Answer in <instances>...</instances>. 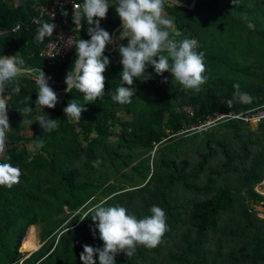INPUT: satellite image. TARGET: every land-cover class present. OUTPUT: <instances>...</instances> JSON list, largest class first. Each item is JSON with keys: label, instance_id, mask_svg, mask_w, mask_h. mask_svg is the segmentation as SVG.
Segmentation results:
<instances>
[{"label": "trees", "instance_id": "obj_1", "mask_svg": "<svg viewBox=\"0 0 264 264\" xmlns=\"http://www.w3.org/2000/svg\"><path fill=\"white\" fill-rule=\"evenodd\" d=\"M51 1L0 0V30L6 31L0 36V55L19 52L26 66L51 77L52 87L65 88L76 59L75 44L65 60L51 63L40 51L53 36L43 43L35 39L40 23H53L48 16L34 20ZM181 1L191 5L194 0ZM165 9L181 31L176 39L194 38L205 53L208 80L199 93L185 90L170 72L161 76L150 66L151 79L134 80L131 103L114 102L111 97L122 83L123 69L118 44L128 42L116 41L122 28L115 33V47L107 46L112 51L105 50L110 64L104 73V96L87 103L78 122L68 119L63 109L72 99L84 103L82 93L73 89L58 94L55 108L37 109L34 80L19 78L20 92H13L8 102L12 129L7 147L22 176L11 189L0 187V264H83L84 244L103 247L98 229L93 235L96 222L90 217L100 201L125 206L138 217L150 215L153 205L167 213L169 230L163 242L152 249L138 246L130 258L120 253L116 264H264V218L253 207L264 206V195L255 188L264 180V120L253 129L225 117L204 132L195 162L181 154L189 146L187 137L199 136L193 126L217 114L264 104V0H239L237 5L232 0H197L193 8ZM63 10L75 42L90 39L87 21L76 28L73 14ZM17 24L20 29L13 31ZM120 24L110 0L101 27L113 36ZM237 83L251 102L236 98ZM13 87L9 85L6 95ZM25 106L33 108L26 119L43 114L57 119L59 127L46 134L38 121L23 123L18 108ZM38 140L44 141V148L29 151L27 146ZM214 157L217 167L206 172L204 182H196ZM98 159L102 163L95 167ZM177 184L195 196L174 199L171 191ZM37 225L42 243L38 249L31 239ZM96 261L99 264L98 254Z\"/></svg>", "mask_w": 264, "mask_h": 264}, {"label": "clouds", "instance_id": "obj_2", "mask_svg": "<svg viewBox=\"0 0 264 264\" xmlns=\"http://www.w3.org/2000/svg\"><path fill=\"white\" fill-rule=\"evenodd\" d=\"M234 5L239 0H232ZM120 18L122 29L116 37L119 43L118 51L122 57L120 63L123 66L120 73L121 85L117 87L111 99L121 105L129 104L135 95L133 84L135 79L146 81L152 78L147 72L151 66L154 72L163 76L170 72L173 80L183 86L185 90L195 93L202 91V86L207 82V65L205 53L199 51L198 41L194 38L177 40L181 31L177 29L175 22L167 13L166 5L178 7V0H111ZM110 0H83L77 3L74 0L72 19L76 28L83 27L86 20L90 39L79 38L75 42L76 59L66 74L65 91L73 89L83 94L84 103L76 99L70 100L63 109L66 117L72 121H79L82 113L86 111L85 105L102 99L105 93L106 76L104 73L110 64V58L105 55L109 44L114 43L112 34L101 27V20L107 17ZM62 8V15H68ZM52 17L54 13H51ZM56 24L42 22L36 29L35 39L43 43L46 37L53 36ZM28 76L32 78L37 87V109L55 108L59 97L48 84L51 77L45 76L41 69H32L26 66L25 60L19 55H0V187L11 189L20 182L22 170L11 163L12 157L8 154L7 140L11 126L8 117V102L12 100L13 92H20L19 78ZM167 82V77L164 81ZM9 85H14L11 92L5 95ZM127 85V87L125 86ZM236 98L243 103L251 102L247 93L239 91L240 85L234 84ZM32 100V98H27ZM231 107V101L228 102ZM23 116L22 122L32 125L39 122L44 132L50 133L59 127L57 119L37 114L33 119H26L33 112L31 106L19 109ZM45 146L43 140L35 141L28 145V150L35 153ZM101 160L93 162L99 167ZM106 201H100L91 209V220L95 223V231H99V239L103 241V247H92L84 244L80 259L83 264H116V256L120 253L132 257L138 246L145 248L158 247L165 234L169 230L167 213L158 205L150 208V215L138 217L129 212L125 206L119 204L108 205ZM88 218L83 217L81 220Z\"/></svg>", "mask_w": 264, "mask_h": 264}, {"label": "built area", "instance_id": "obj_3", "mask_svg": "<svg viewBox=\"0 0 264 264\" xmlns=\"http://www.w3.org/2000/svg\"><path fill=\"white\" fill-rule=\"evenodd\" d=\"M77 3H83L76 0ZM74 0H52L49 4L43 5L40 11V17L35 18L36 22L43 16H48L53 23L56 24V28L51 40L41 49L40 55L51 63L65 60L66 56L71 52L72 46L75 44V35L73 34L69 23L64 15H62V8H68L73 14ZM54 16L52 17V14ZM21 24H17L13 31L20 29ZM6 31L0 30V36ZM190 111V109H189ZM228 117L231 119L242 120L252 125H258L264 120V104L255 106L242 112L231 111L227 114H217L216 117L208 119L205 123L200 124L198 127H192V129H207L213 124L218 123L221 119Z\"/></svg>", "mask_w": 264, "mask_h": 264}, {"label": "rangeland", "instance_id": "obj_4", "mask_svg": "<svg viewBox=\"0 0 264 264\" xmlns=\"http://www.w3.org/2000/svg\"><path fill=\"white\" fill-rule=\"evenodd\" d=\"M114 48V46L112 45V49ZM58 95V94H57ZM58 103H60V99L58 101ZM216 125V124H214ZM214 125L208 127L207 129H204V128H200V129H197L196 131L199 132V136L196 137V139H193L192 136H194L193 134H191L189 137H187V141L189 142V146H187L184 151L181 153V154H186L187 156H192L193 158V161L195 162L196 160V157H195V150H197L199 148V145L198 142H200V140H202L205 136V133L204 132H209L210 128L213 127ZM258 125H252V128L253 129H256ZM194 127H198V126H194ZM32 129H29L28 131V134L31 133ZM213 147H214V150L215 151H218V145L217 144H213ZM217 157H214L211 159L210 163H208L205 167V169L203 170V172L197 177L196 179V182H204L206 180V172L209 170V169H212L214 167H217L218 165V160L216 159ZM153 160L151 159L150 160V165H151V168L153 167ZM142 178V177H141ZM195 182V181H194ZM256 190L263 194L264 195V180L261 181L260 183H258L256 185ZM171 195L174 199L178 200V201H182L188 197H191V196H195V193L192 192L191 190H187L183 187H181L179 184H177L176 186H173L172 187V191H171ZM255 211L257 212V214L264 218V206L262 204H254L253 205ZM38 227V235H39V241L40 243L38 245H35L32 241V244L35 246L36 249L40 248L42 243H41V238H40V226L37 225ZM32 246V245H29V247ZM33 249V247H32ZM31 254V253H30Z\"/></svg>", "mask_w": 264, "mask_h": 264}, {"label": "water", "instance_id": "obj_5", "mask_svg": "<svg viewBox=\"0 0 264 264\" xmlns=\"http://www.w3.org/2000/svg\"><path fill=\"white\" fill-rule=\"evenodd\" d=\"M196 1H197V0H194L193 3H192L191 5H188L187 3H185V2H183V1H181V0H178V5H181V6H183V7L193 8V6L195 5ZM121 28H122V24H120V25L114 30V34H113V40H114L113 46H114V47H115V33H116L119 29H121ZM106 51H112V50L106 48ZM44 73H45V76H46V78H47V77H48V74H47L46 72H44ZM48 84H49V86H51V85H50V80H48ZM51 87H52V86H51ZM52 88H53V90H54L57 94H63V93H66V91H65L66 87H65V88H54V87H52ZM41 246H42V245H41Z\"/></svg>", "mask_w": 264, "mask_h": 264}, {"label": "bare ground", "instance_id": "obj_6", "mask_svg": "<svg viewBox=\"0 0 264 264\" xmlns=\"http://www.w3.org/2000/svg\"><path fill=\"white\" fill-rule=\"evenodd\" d=\"M38 232H39L38 227L35 226V227L32 229V233H31V239H32V241H33V243H34L35 245H38V244L40 243Z\"/></svg>", "mask_w": 264, "mask_h": 264}, {"label": "crops", "instance_id": "obj_7", "mask_svg": "<svg viewBox=\"0 0 264 264\" xmlns=\"http://www.w3.org/2000/svg\"><path fill=\"white\" fill-rule=\"evenodd\" d=\"M112 45H113V43H112ZM5 95H6V92L4 93ZM28 131H29V129H28ZM32 131V130H31ZM30 134V133H29Z\"/></svg>", "mask_w": 264, "mask_h": 264}]
</instances>
